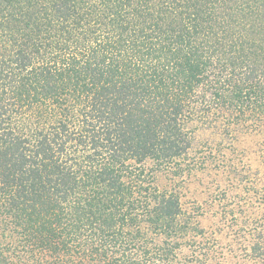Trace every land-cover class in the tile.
<instances>
[{"label": "trees", "instance_id": "obj_1", "mask_svg": "<svg viewBox=\"0 0 264 264\" xmlns=\"http://www.w3.org/2000/svg\"><path fill=\"white\" fill-rule=\"evenodd\" d=\"M224 115L264 125V0H0V264H210L154 178Z\"/></svg>", "mask_w": 264, "mask_h": 264}, {"label": "rangeland", "instance_id": "obj_2", "mask_svg": "<svg viewBox=\"0 0 264 264\" xmlns=\"http://www.w3.org/2000/svg\"><path fill=\"white\" fill-rule=\"evenodd\" d=\"M226 119L211 127L194 124L185 172H158L154 180L159 189L179 195L204 232L203 243L214 242L210 264H254L246 249L252 231H264V125L227 128Z\"/></svg>", "mask_w": 264, "mask_h": 264}]
</instances>
